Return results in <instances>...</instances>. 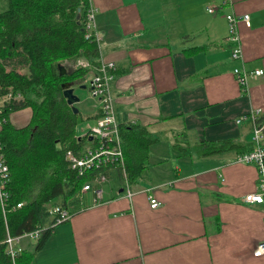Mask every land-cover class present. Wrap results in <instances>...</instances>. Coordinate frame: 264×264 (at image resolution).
<instances>
[{
    "label": "crops",
    "instance_id": "1",
    "mask_svg": "<svg viewBox=\"0 0 264 264\" xmlns=\"http://www.w3.org/2000/svg\"><path fill=\"white\" fill-rule=\"evenodd\" d=\"M90 1L100 53L85 55L91 65L75 86L77 105L85 120H95L99 103L84 88L100 61H115L111 90L119 123L142 125L157 141L146 176L131 183L132 197L119 175L107 183L101 203L86 192L40 249L39 239H22L29 264H264V254H253L264 239V203L243 198L261 190L257 166L237 160V149L196 150L202 139H231L249 150L254 118L264 123V74L244 93L233 73L243 65L264 69V0H226L222 8L224 0ZM227 12L250 15V25L238 23L243 59L232 57ZM62 65L68 71L76 61ZM32 113L27 106L9 120L17 126L11 117L22 119L18 126H24ZM175 140L190 153L181 154ZM151 192L160 201L156 208Z\"/></svg>",
    "mask_w": 264,
    "mask_h": 264
},
{
    "label": "trees",
    "instance_id": "2",
    "mask_svg": "<svg viewBox=\"0 0 264 264\" xmlns=\"http://www.w3.org/2000/svg\"><path fill=\"white\" fill-rule=\"evenodd\" d=\"M87 7L88 0H0V96L8 92L22 96L6 101L2 109L5 119L0 141L9 166L10 197L5 213L0 204V264L10 262L3 243L7 231L19 235L49 225L39 238L36 250L40 249L54 227L48 205L60 203L71 213L80 206L86 177L71 168L66 151L81 147L77 128L86 120L77 104L75 111L67 102L62 83L80 82L87 68L76 66L61 73L59 65L65 59L99 56L98 43L85 36ZM79 10L81 16L77 18ZM27 106L33 111L30 121L15 126L9 120L10 113ZM119 127L126 172L135 183L146 176L150 146L157 139L146 127L130 121L120 122ZM82 140L94 144L87 137ZM174 145L181 154L190 153L183 140H175ZM241 146L231 139H202L196 150L200 155H210L232 149L244 151ZM114 175L120 177L118 169ZM19 202L22 206L13 208ZM31 256L22 252L17 261L29 264Z\"/></svg>",
    "mask_w": 264,
    "mask_h": 264
},
{
    "label": "built area",
    "instance_id": "3",
    "mask_svg": "<svg viewBox=\"0 0 264 264\" xmlns=\"http://www.w3.org/2000/svg\"><path fill=\"white\" fill-rule=\"evenodd\" d=\"M225 4L226 0L219 3L217 8H222ZM215 10L216 9H214L213 5L209 7L210 12H214ZM96 11L97 8L95 5L88 0L84 29L86 31V38L98 43L100 49L101 36L100 33L95 30ZM225 16L229 25V33L226 39L235 43L232 48V57L234 59H243L238 23L243 20L247 25H250V15L248 13L238 15L232 12H227ZM90 65L91 61L87 57L82 56L76 59V66L88 68ZM116 70L117 65L115 61H100L89 84V97L99 100L100 113L97 121L93 124L86 125L78 136L82 138L87 137L88 139L93 140L94 144L88 143L86 152L82 157H78L77 152L73 150L66 151L67 157L72 162V167L77 168L79 174H84L85 171H88L90 182L83 185L82 191L87 192L92 189L93 201L95 203H98L104 197L103 183L108 180L106 173L101 171L97 172L96 169L108 165L123 169L125 176V187H123V189L128 197H132V190L125 172L124 153L122 150V141L115 109V97L111 90V81L116 75ZM233 73L242 92L246 93L249 90L250 80L262 76L264 74V69H251L243 65L241 67H235ZM21 97L20 93L13 94L12 92L0 96V134L2 123L5 119L2 117L4 103L13 98L18 99ZM240 120L241 119L238 121ZM263 129L264 123H260L257 118H254V145L251 149L243 151L242 153L240 152L237 155V160L257 165L261 190L260 192H250L243 197L245 201L253 203H264V146L259 142L260 134ZM8 179L9 166L4 158L3 145L0 141V204L3 208V213L6 212V207L9 204L8 200L10 192L7 189ZM149 198L151 207L156 208L160 205L159 199L152 192L150 193ZM21 206L22 202H19L16 206H13V208ZM48 210L51 217L55 219L53 226H55L57 222L63 221L71 216L69 209L60 203L49 204ZM40 236L39 230L26 231L19 235H12L7 231L3 243L5 244V251L10 258L8 264H19L17 260L24 250L22 245V239L24 237L39 239ZM253 254L255 256L264 254V239L257 243Z\"/></svg>",
    "mask_w": 264,
    "mask_h": 264
},
{
    "label": "bare ground",
    "instance_id": "4",
    "mask_svg": "<svg viewBox=\"0 0 264 264\" xmlns=\"http://www.w3.org/2000/svg\"><path fill=\"white\" fill-rule=\"evenodd\" d=\"M78 13H80V16H81V12H80V10L78 11ZM84 24H85V20H84ZM95 30L96 31H98V29H97V27H96V25H95ZM84 57H86V56H84ZM77 67H83V66H77ZM83 68H87V67H83ZM115 77V76H114ZM114 79V78H113ZM112 82V81H111ZM97 101H99L98 99H96ZM1 106V105H0ZM256 114V113H255ZM257 115V114H256ZM97 119H98V116L95 118V120L94 121H89V120H86L85 122H83L82 124H80L79 126H78V128H77V130H78V132L80 133L81 132V130L86 126V125H88V124H93V123H95L96 121H97ZM117 122H118V126H119V121H118V119H117ZM119 133H120V127H119ZM120 137H121V141H122V136H121V133H120ZM77 138H78V142H80L82 145H81V147L80 148H78V149H72V148H70V149H68V150H73V151H75V152H77V156L78 157H82V156H84V154H85V152H86V149H87V147H88V143H85L83 140H82V137H80V136H77ZM262 139H263V132H261V134H260V138H259V142L264 146V143H262L261 141H262ZM122 150H123V145H122ZM123 153H124V151H123ZM67 156V155H66ZM67 159L69 160V162H70V166H71V168H73L72 167V162H71V160L67 157ZM256 165V164H255ZM257 166V165H256ZM73 169H75L77 172H78V169L77 168H73ZM116 169H118L119 170V173H120V177L122 178V181H123V185H122V188L123 187H125V176H124V171H123V169L122 168H120V167H114V166H102V167H99V168H97L96 170H97V172H99V171H101V172H103V173H106L107 174V176H108V180H107V182H105V183H103V188H104V197L98 202V203H101L104 199H105V194H106V185H107V183L108 182H110V181H112V177L114 176V170H116ZM125 172H126V169H125ZM78 175H80L81 177L82 176H85L86 177V181H85V183H88V182H90V179H88V171H85V173L84 174H79V172H78ZM126 175H127V172H126ZM127 179H128V182H129V184H130V188H131V190H132V186H131V182H130V180H129V178H128V175H127ZM84 183V184H85ZM83 184V185H84ZM83 185H82V187H81V193H80V202L81 203H83L84 202V196H85V193L86 192H83L82 191V188H83ZM87 192H91L92 193V189L91 190H89V191H87ZM133 190H132V196H133ZM148 195H150V193L148 194ZM149 201H150V198H149ZM92 203L93 204H96L94 201H93V193H92ZM85 204V203H84ZM84 204H82V205H84ZM153 208V207H152ZM69 218H67V219H65V220H63V221H60V222H57V224L58 223H61V222H64V221H66V220H68ZM49 225H44V226H42V227H39V228H36V229H34V230H32V231H36V230H39V232H40V235H41V233L48 227Z\"/></svg>",
    "mask_w": 264,
    "mask_h": 264
},
{
    "label": "water",
    "instance_id": "5",
    "mask_svg": "<svg viewBox=\"0 0 264 264\" xmlns=\"http://www.w3.org/2000/svg\"><path fill=\"white\" fill-rule=\"evenodd\" d=\"M77 18H80V13L77 14ZM61 73H64L63 65H59ZM78 85L77 81H65L62 83L63 95L66 97L67 102L73 106L75 111H78L76 103L80 102L81 96L75 92V86ZM81 87H86V84L81 85ZM122 190V189H121Z\"/></svg>",
    "mask_w": 264,
    "mask_h": 264
},
{
    "label": "rangeland",
    "instance_id": "6",
    "mask_svg": "<svg viewBox=\"0 0 264 264\" xmlns=\"http://www.w3.org/2000/svg\"><path fill=\"white\" fill-rule=\"evenodd\" d=\"M22 71H27L26 70V68H23V69H21ZM89 78H90V75L89 74H87L86 75V80H89ZM86 91H87V93L89 94V87H86V88H84ZM77 104V103H76ZM21 109V108H20ZM14 112V111H13ZM11 120H13V122L18 126V125H22V124H24V122H23V120L22 119H14V117L12 116L11 117ZM170 164V163H169Z\"/></svg>",
    "mask_w": 264,
    "mask_h": 264
}]
</instances>
